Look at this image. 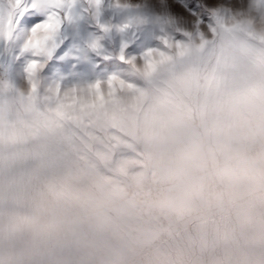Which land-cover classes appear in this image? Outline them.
I'll return each mask as SVG.
<instances>
[{
	"label": "clouds",
	"instance_id": "1",
	"mask_svg": "<svg viewBox=\"0 0 264 264\" xmlns=\"http://www.w3.org/2000/svg\"><path fill=\"white\" fill-rule=\"evenodd\" d=\"M229 9L129 56L140 99L0 115V264H264V6Z\"/></svg>",
	"mask_w": 264,
	"mask_h": 264
},
{
	"label": "rangeland",
	"instance_id": "2",
	"mask_svg": "<svg viewBox=\"0 0 264 264\" xmlns=\"http://www.w3.org/2000/svg\"><path fill=\"white\" fill-rule=\"evenodd\" d=\"M147 2H151V5H146ZM147 2L102 0L100 7L105 14L103 28L90 27L89 32L93 35L87 36L82 44L69 50L63 57L61 67L52 72L47 70L53 62L51 56L41 60L38 67L31 70L20 68L11 71L16 60L22 59V53L5 40L0 45V115L9 108H26L53 100L62 108L73 105L86 107L90 101L119 97L125 90L132 92L138 99L142 98L145 84L129 70V56L144 55L152 62L167 57L169 41L165 34L170 20L176 17L190 25L195 19L194 15L182 14L172 7L180 5L186 9L185 0ZM247 2L196 0L199 8L195 12L201 13L205 5L215 4L229 5V11L235 12ZM255 2L257 6H264V0ZM180 51L178 45V55Z\"/></svg>",
	"mask_w": 264,
	"mask_h": 264
},
{
	"label": "snow or ice",
	"instance_id": "3",
	"mask_svg": "<svg viewBox=\"0 0 264 264\" xmlns=\"http://www.w3.org/2000/svg\"><path fill=\"white\" fill-rule=\"evenodd\" d=\"M101 3L102 0H0V45L8 40L22 53V59L16 60L11 71L31 70L49 56L53 62L47 70L60 68L67 52L93 35L90 27L103 28L105 14ZM185 3L186 9L180 5L172 7L182 14L199 8L196 0Z\"/></svg>",
	"mask_w": 264,
	"mask_h": 264
},
{
	"label": "bare ground",
	"instance_id": "4",
	"mask_svg": "<svg viewBox=\"0 0 264 264\" xmlns=\"http://www.w3.org/2000/svg\"><path fill=\"white\" fill-rule=\"evenodd\" d=\"M146 2L148 1V0H145ZM150 1V0H149ZM162 4V3H161ZM146 5H151V2H150V4H148V2H147V4ZM159 6H160V3L158 4Z\"/></svg>",
	"mask_w": 264,
	"mask_h": 264
}]
</instances>
